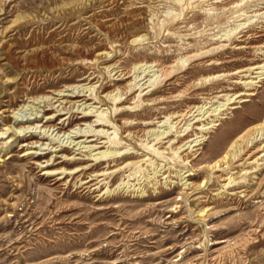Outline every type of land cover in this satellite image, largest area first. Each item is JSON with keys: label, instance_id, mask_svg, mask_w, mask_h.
Here are the masks:
<instances>
[{"label": "rangeland", "instance_id": "rangeland-1", "mask_svg": "<svg viewBox=\"0 0 264 264\" xmlns=\"http://www.w3.org/2000/svg\"><path fill=\"white\" fill-rule=\"evenodd\" d=\"M263 120L264 0H0V264H264Z\"/></svg>", "mask_w": 264, "mask_h": 264}, {"label": "bare ground", "instance_id": "bare-ground-1", "mask_svg": "<svg viewBox=\"0 0 264 264\" xmlns=\"http://www.w3.org/2000/svg\"><path fill=\"white\" fill-rule=\"evenodd\" d=\"M2 22V21H1ZM196 54H198V53H196ZM201 54V53H200ZM203 54V53H202ZM207 55V54H206ZM201 56V55H200ZM203 56V55H202ZM194 57H196V55L194 56ZM190 59H192L191 58V56H190ZM196 59V58H195ZM194 59V60H195ZM158 61V60H157ZM163 62V61H162ZM160 63V62H159ZM161 64V63H160ZM174 67H175V65L174 64H172V65H168V66H166L165 68H162L161 70H163V69H165V71H166V75H173V73H175L174 72ZM259 67H262V64H256V65H254V66H250V67H248V68H245L246 70H251V69H253V68H259ZM245 69H243V70H245ZM160 70V69H159ZM160 70V71H161ZM164 71V72H165ZM164 74V73H163ZM175 76V75H174ZM171 77V76H170ZM163 79H165V78H163ZM156 83V82H155ZM154 84V83H153ZM157 92V89H156V87L155 88H153V89H151V90H149V91H147L145 94H155ZM117 93V92H116ZM241 94H247V95H253V94H255V92H251V91H248V92H244V93H241ZM113 95V94H112ZM117 97L115 96L114 97V99L115 100H117L116 99ZM127 98V97H126ZM230 99V98H229ZM246 100H248V98L246 99H244L243 101H246ZM119 102L121 103V102H123V101H121V98L119 99ZM224 104V103H223ZM236 107V106H235ZM192 108L193 107H190L189 109L190 110H188L187 112H182V113H180V115H177L176 117H179V116H185L186 117V114H188L189 112H191L192 111ZM232 108V107H231ZM199 109H201V108H199ZM225 109V108H224ZM136 110H130V109H128V110H124V111H120L119 113L117 112V114L115 115V117L117 116V115H120L121 113H127V114H130V113H134ZM197 111V110H196ZM88 112H90V111H88ZM60 115V114H59ZM131 115V114H130ZM170 115V114H169ZM192 115H193V113H192ZM39 115H36L35 116V118H37ZM91 116V114L90 113H85L84 115H83V117L84 118H89ZM191 116V115H190ZM52 116H49L48 118H51ZM55 118V117H54ZM19 118L17 117V120H18ZM34 119V118H33ZM195 119V118H194ZM29 120H31V117H28L27 119H20V121L19 122H23V121H29ZM75 120V119H74ZM180 120H181V117H180ZM108 122L109 121V116H105L104 114H100V115H98V124L99 125H106L107 123L106 122ZM199 121V120H198ZM150 122V121H149ZM173 122V121H172ZM179 123V122H178ZM42 126H44V127H48V128H54L55 127V125H45V123H43L42 124ZM15 126H12V125H9V126H7V127H5V132H7V131H9V130H14V131H16V132H19V131H17L16 130V128H14ZM36 127H37V124H36ZM20 128L23 130V131H25V132H32L33 133V131L34 132H36L35 130H33V127H32V124L30 123V124H24V122L22 123V125L20 126ZM58 127H55V129H57ZM59 128H61V129H63V126H60ZM54 129V130H55ZM61 129H59L58 131H60ZM186 129H189V128H186ZM197 129H200L201 131H203L204 130V127H197ZM19 130V129H18ZM100 130V129H99ZM262 131V133H261V137H259L258 135H256V132H258L259 133V131ZM71 131V130H70ZM89 131H94V129L92 130V129H90ZM98 131V130H97ZM104 132V131H103ZM164 132V131H163ZM9 133V132H8ZM156 133V132H155ZM158 133V132H157ZM189 133V132H188ZM187 133V134H188ZM19 134H22L21 132H19ZM39 134V133H38ZM77 134H80L79 136H82L83 134L82 133H77ZM85 134H87V133H85ZM160 134V133H159ZM165 134V133H164ZM186 134V135H187ZM260 134V133H259ZM90 135H93V134H89L88 136H90ZM100 135V134H99ZM158 135V134H157ZM103 136H105V135H103ZM116 136V135H115ZM109 137V141H111L112 143H114L113 144V149H115V150H99L97 153H94L93 155L95 156V158L96 159H99V161L97 162V163H95V164H91V165H89V166H76L75 168H74V170L73 171H58V170H55V171H49V170H45V173H50V172H52V173H55V172H58V173H63V172H66V173H71V172H74V173H78V172H80L81 171V173H83V174H86V173H88L91 169H95L96 167H98V166H100V165H102L104 162H106V163H109V161H110V159H112V160H114V161H118V160H120V159H122V158H124V157H129L130 155H131V153L132 152H129V151H121V150H118V151H116V147L118 146V143H117V141L115 140L116 139V137ZM262 136H264V120L261 122V123H257L256 125H254V126H252V127H250V128H248V129H246L245 131H243L242 133H240L237 137H236V139H234V142H233V144H232V148H230L225 154H223L221 157H219L218 158V160H216L215 161V163H214V165H213V168L214 167H221V163L222 162H225L226 164H230V161H233V160H235L236 158H238L242 153H244V151H248V150H250L249 149V147H251L252 145H254V144H256L257 142H260V141H262L263 143L262 144H260L259 146H256V148H254L252 151H250L249 152V155H251V154H253L254 152L256 153V151H258V150H260L261 148H263L264 147V137H262ZM157 136H155V138H156ZM259 137V138H258ZM87 138V137H86ZM98 138H101V137H97V139ZM158 139H159V136L157 137ZM161 138H162V136H161ZM163 138H166V137H163ZM157 139V140H158ZM196 138H194V139H192L191 141H194ZM201 139V138H200ZM200 139H198V140H200ZM69 140V139H68ZM67 140V141H68ZM92 140V139H91ZM72 141H74V140H72ZM71 141V142H72ZM187 141H189V140H187ZM104 142H108V141H104ZM202 142V141H201ZM159 143V142H158ZM186 143V142H185ZM27 144V143H26ZM42 144V143H41ZM76 144H78V142H76ZM197 144H199L198 142L196 143L195 142V144L194 145H192V146H195V145H197ZM261 145H263V147H261ZM31 146V145H30ZM35 146V145H34ZM101 146H105V144H103V145H99V147H101ZM110 146V145H109ZM108 146V147H109ZM64 147V146H63ZM83 147H88V146H86V145H84ZM145 147V149H147L150 153H154L155 152V149L154 148H152V147H147V146H144ZM94 148V147H93ZM156 148V147H155ZM158 148V147H157ZM39 149H40V147H39ZM91 149H92V147H91ZM195 149H198V148H195ZM93 151H94V149H93ZM152 151V152H151ZM157 151V150H156ZM27 152H35V151H29V150H27L26 152H24V154H26ZM158 152H159V150H158ZM157 153V152H156ZM160 153V152H159ZM178 153V151H175V154H177ZM95 154H98L97 156L95 155ZM155 154V153H154ZM262 155H264V153H261L259 156H262ZM178 156V158L180 157V155H177ZM258 156V157H259ZM68 159H70V158H68ZM64 160V159H63ZM64 161H66L67 163L68 162H70L69 160H64ZM85 162V161H84ZM37 163V162H36ZM53 163V162H52ZM131 163H130V161H127L125 164H122V166H120L118 169H117V171L118 172H120V171H122L124 168H126L127 166H129ZM107 165V164H106ZM114 165H117V163H115ZM111 167H110V163H109V167H105V168H103V172H96V173H94V174H91V176H89V177H87V178H85V179H83V181H82V185H80V187L82 188V189H86V188H88V187H91L92 185H99L101 182H102V178L100 179V177L103 175V174H107V172H105V169H110ZM218 170H219V168H218ZM111 172H115V171H110V173ZM190 174H192V173H189V175ZM44 175V174H43ZM228 178H230V179H232V176H230V177H228ZM58 179V178H57ZM73 180V179H72ZM233 181V179L232 180H229V184H230V182H232ZM167 182V181H166ZM238 182V181H237ZM96 188V187H95ZM110 190V189H109ZM95 196V195H94ZM233 198V197H232ZM99 199V198H98ZM73 211V210H72Z\"/></svg>", "mask_w": 264, "mask_h": 264}]
</instances>
